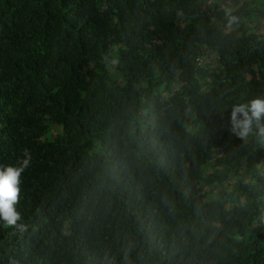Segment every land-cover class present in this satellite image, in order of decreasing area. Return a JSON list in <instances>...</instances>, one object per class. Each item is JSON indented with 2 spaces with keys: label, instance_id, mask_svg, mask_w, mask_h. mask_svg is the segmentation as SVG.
<instances>
[{
  "label": "trees",
  "instance_id": "1",
  "mask_svg": "<svg viewBox=\"0 0 264 264\" xmlns=\"http://www.w3.org/2000/svg\"><path fill=\"white\" fill-rule=\"evenodd\" d=\"M258 96L264 0H0V264H264Z\"/></svg>",
  "mask_w": 264,
  "mask_h": 264
},
{
  "label": "clouds",
  "instance_id": "2",
  "mask_svg": "<svg viewBox=\"0 0 264 264\" xmlns=\"http://www.w3.org/2000/svg\"><path fill=\"white\" fill-rule=\"evenodd\" d=\"M264 97H255L247 103L234 104L228 123L231 132L246 139L255 128L264 137ZM31 153L25 149L15 165L0 166V222L7 227H22L17 224L20 214L16 209L21 173L29 167Z\"/></svg>",
  "mask_w": 264,
  "mask_h": 264
}]
</instances>
